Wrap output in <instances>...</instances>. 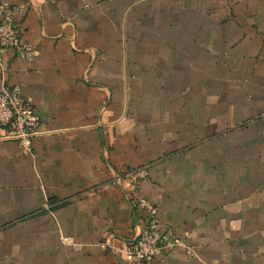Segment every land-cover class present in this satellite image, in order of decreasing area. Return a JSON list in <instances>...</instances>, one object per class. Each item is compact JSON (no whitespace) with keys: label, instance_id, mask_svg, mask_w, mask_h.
<instances>
[{"label":"crops","instance_id":"1","mask_svg":"<svg viewBox=\"0 0 264 264\" xmlns=\"http://www.w3.org/2000/svg\"><path fill=\"white\" fill-rule=\"evenodd\" d=\"M3 2L39 126L0 139V264H138L131 194L183 242L141 264H264V0Z\"/></svg>","mask_w":264,"mask_h":264},{"label":"built area","instance_id":"2","mask_svg":"<svg viewBox=\"0 0 264 264\" xmlns=\"http://www.w3.org/2000/svg\"><path fill=\"white\" fill-rule=\"evenodd\" d=\"M51 2V0H46ZM26 5L0 4V68L3 57L8 50L25 61L32 62L37 57L36 49L23 37L14 22L17 14L25 12ZM39 126L38 115L22 94L20 85L0 87V139L14 141L24 155H32V140L37 135ZM128 204L145 213L143 227L137 237L128 246L127 254L138 264L148 263L156 259L162 250L183 247L180 238L166 233L157 219V208L149 201L136 195H126ZM62 243L72 245L71 239L62 238ZM101 249L108 247L100 244Z\"/></svg>","mask_w":264,"mask_h":264}]
</instances>
